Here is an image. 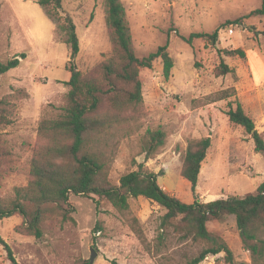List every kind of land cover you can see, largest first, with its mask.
Wrapping results in <instances>:
<instances>
[{"label": "rangeland", "instance_id": "374dc122", "mask_svg": "<svg viewBox=\"0 0 264 264\" xmlns=\"http://www.w3.org/2000/svg\"><path fill=\"white\" fill-rule=\"evenodd\" d=\"M104 1L62 0V11L70 14L76 27L79 52L74 63L83 74L111 52ZM121 1L136 56H147L168 43L174 64L168 78L160 58L151 68H141L140 128L119 139L109 169L111 183L119 184L124 172L144 162L164 190L186 203L254 192L264 180V154L254 151L250 135L229 122L225 110L228 101L238 100L264 137V13L247 16L264 0ZM216 28L215 43L202 38L186 41L191 33H211ZM236 48L245 52L244 58L222 52ZM15 56L19 65L0 76V100L10 113L8 123H0L3 201L13 196L16 187L27 184L32 154L44 143L37 131L39 122L57 117L69 89V48L35 0H0V61ZM221 60L230 71L218 75ZM216 94L227 96L206 103ZM156 127L169 133L166 144L156 157L144 161L138 136ZM207 135L211 146L193 193L180 175L181 155L188 139ZM66 209L65 220L58 213L42 220L39 238L22 231L25 223L18 213L0 219V236L19 264L90 263L92 251L90 264H185L202 247L182 240L172 227L161 233L165 209L143 196L130 197L128 207L119 209L97 195L71 193ZM207 228L224 238L236 261H249L233 215L209 221ZM0 264H10L1 245ZM199 264L228 263L222 252Z\"/></svg>", "mask_w": 264, "mask_h": 264}, {"label": "trees", "instance_id": "16d2710c", "mask_svg": "<svg viewBox=\"0 0 264 264\" xmlns=\"http://www.w3.org/2000/svg\"><path fill=\"white\" fill-rule=\"evenodd\" d=\"M35 1L69 48L70 76L66 81L69 89L67 101L57 117L43 118L39 122L37 131L44 143L32 154L27 184L16 187L11 198L0 200V219L18 213L26 224L22 225V231L39 238L42 220L52 213L67 219L66 207L71 193L97 195L119 209L128 207L130 197L143 196L165 209L160 218L161 233L172 227L180 233L182 240L202 245L185 264H199L206 257L222 252L228 264H264V180L252 193L209 201L195 199L186 203L164 190L157 182V174L148 170L144 162L137 163V169L124 172L119 184H113L109 179L110 164L119 139L136 134L140 128L139 111L143 105L141 68H151L153 61L160 58L164 77L170 76L174 62L168 43L158 46L147 56H136L124 4L121 0H105L104 14L110 29L111 52L105 61L83 74L74 63L79 52L76 27L70 14L62 11V0ZM263 13L264 1L261 7L251 10L247 16ZM193 38L215 43L218 28L211 33H191L186 41L191 43ZM222 52L245 57L241 48ZM20 56L24 58L25 54ZM19 62L18 56L0 61V76L17 67ZM229 71L228 65L221 60L218 75ZM226 96H210L206 103ZM225 113L229 122L241 126L250 135L254 151L264 154V137L242 104L238 100L228 101ZM9 116L0 100V123H8ZM168 135L167 130L156 127L146 129L138 136L139 155L144 154V161L159 154ZM210 146L209 135L195 137L187 140L182 151L180 175L189 182L193 193ZM231 215L235 217L241 244L249 253L248 262L236 261L224 238L207 228L209 221H223ZM0 245L10 264H19L12 248L1 236ZM82 264L90 263L85 261Z\"/></svg>", "mask_w": 264, "mask_h": 264}, {"label": "water", "instance_id": "95a60500", "mask_svg": "<svg viewBox=\"0 0 264 264\" xmlns=\"http://www.w3.org/2000/svg\"><path fill=\"white\" fill-rule=\"evenodd\" d=\"M94 252L92 251V253H91V256H90V263H92V261H93V258H94Z\"/></svg>", "mask_w": 264, "mask_h": 264}, {"label": "built area", "instance_id": "2783aa9c", "mask_svg": "<svg viewBox=\"0 0 264 264\" xmlns=\"http://www.w3.org/2000/svg\"><path fill=\"white\" fill-rule=\"evenodd\" d=\"M233 32V29L232 28H229L228 29V33H232Z\"/></svg>", "mask_w": 264, "mask_h": 264}]
</instances>
